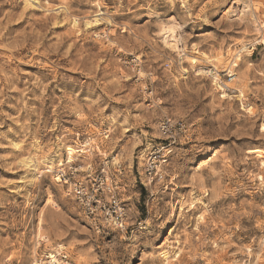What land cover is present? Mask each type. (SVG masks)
Returning <instances> with one entry per match:
<instances>
[{"label":"rangeland","instance_id":"1","mask_svg":"<svg viewBox=\"0 0 264 264\" xmlns=\"http://www.w3.org/2000/svg\"><path fill=\"white\" fill-rule=\"evenodd\" d=\"M167 118L187 131L150 185ZM68 162L118 186L126 230L91 225ZM50 254L264 264V0H0V264Z\"/></svg>","mask_w":264,"mask_h":264},{"label":"built area","instance_id":"2","mask_svg":"<svg viewBox=\"0 0 264 264\" xmlns=\"http://www.w3.org/2000/svg\"><path fill=\"white\" fill-rule=\"evenodd\" d=\"M159 130L163 142L151 150L144 169L145 179L150 185L161 184L165 181L164 165L168 161L170 151L167 149V143L164 142L175 143L178 134L186 133L187 126L183 121L167 118L161 121ZM81 170L82 166L75 162L68 167L61 163L52 174L55 175L54 178L64 188L67 195L75 199L93 227L99 230L103 225H109L126 230L128 212L120 198L118 186L113 183L98 182L92 174L82 175ZM50 256L48 260H42L39 264H66L63 260L57 257L53 260Z\"/></svg>","mask_w":264,"mask_h":264},{"label":"bare ground","instance_id":"3","mask_svg":"<svg viewBox=\"0 0 264 264\" xmlns=\"http://www.w3.org/2000/svg\"><path fill=\"white\" fill-rule=\"evenodd\" d=\"M87 27V26H86ZM174 37V39H176L175 38V36H173ZM171 46H173V47H176V45H171ZM195 61V60H194ZM227 85V84H226ZM225 85V86H226ZM227 88H229V86L227 85ZM232 89V88H231ZM67 150H68V152H69V161H72V159H73V154L75 153V152H78V151H82V152H85V150L84 149H77V148H74L73 146H71V145H68L67 146V148H66ZM51 161H53L51 158H49V157H47V158H45L44 160H43V163H47V162H51ZM52 163V162H51ZM166 256V255H165ZM50 258H53V260H55L56 259V256L55 255H51L50 256ZM55 258V259H54ZM166 259H167V257H166Z\"/></svg>","mask_w":264,"mask_h":264}]
</instances>
